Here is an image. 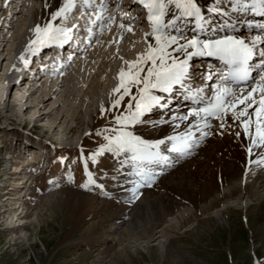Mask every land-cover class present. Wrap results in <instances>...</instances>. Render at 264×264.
<instances>
[{
  "label": "rangeland",
  "instance_id": "374dc122",
  "mask_svg": "<svg viewBox=\"0 0 264 264\" xmlns=\"http://www.w3.org/2000/svg\"><path fill=\"white\" fill-rule=\"evenodd\" d=\"M24 10L28 14L27 5ZM241 32L242 36L253 34ZM9 34H0V264H264V188H214L219 178L234 183V168L243 164L238 157L228 156L231 129L223 134L209 131L207 136L196 132L199 145L194 153L192 149L185 155L169 153L171 164L166 169L143 166L160 176L151 184L157 188L131 191L121 185L135 176L129 173L130 165L123 169L132 153L106 149V137H115L120 127L115 117L126 111L130 97L113 108L119 94L104 106H94L91 99L84 101L81 96L69 115L55 125L57 98L43 106L39 94L27 100L28 73L11 89L12 79L8 82L7 75L17 48L7 42ZM200 61H190L185 85L205 82L202 76L196 79L198 72L212 73L204 63L198 65ZM132 93L138 95L136 86ZM189 102L183 100V107ZM174 103H166L167 112L157 106L155 114L142 120L169 115ZM183 107L180 112L187 110ZM165 126L138 129L150 137ZM212 143L225 144L217 156H210ZM101 148L106 150L101 153ZM161 170L165 173L160 175ZM146 194L159 202L142 203ZM101 204L117 207L102 211ZM186 209L192 212L180 228L167 222L147 242L145 231L149 235L160 217L169 216V221L173 212ZM117 214L129 217L120 241L108 231Z\"/></svg>",
  "mask_w": 264,
  "mask_h": 264
},
{
  "label": "bare ground",
  "instance_id": "6f19581e",
  "mask_svg": "<svg viewBox=\"0 0 264 264\" xmlns=\"http://www.w3.org/2000/svg\"><path fill=\"white\" fill-rule=\"evenodd\" d=\"M126 1L127 0H107L108 9L107 12L103 13V15L105 17H107L109 14L115 15V22H111L105 19V21L103 22L100 21L96 28H93V30L89 31V29H91L89 26H93L92 21H97L96 17L100 14V12L95 8L89 9L82 7L79 3V0H77V7L69 13V18L67 21L52 19L53 14L62 6L64 0H0V20L6 21L5 24H0V34L2 32H7V34L8 32H10L7 42H14L17 48L15 50L17 56L14 61V65L8 72L7 81L10 82L14 74L24 71V69L27 67L24 63V60H26L28 62L27 64H29L31 63V59L35 62L36 58V62L37 64H39V67L33 73H28L32 76L28 75L29 77L26 80L28 84L27 89H29V92H27V100H31L33 99V96L39 94L40 97H42V101L40 102V104H38L46 105L51 99H53V97L57 98V101H54L56 108L53 109V111H55V114L53 115L55 116L53 118V122L55 125L57 124L59 118H63L65 115H69L70 110L78 102L81 96H83L84 101L91 99L94 106H104L109 100L114 98L113 96L118 94H114L113 89L116 88L121 82L119 73L122 69L126 73V75L123 77L124 82L126 84L129 82L128 65L125 63V61H137L139 56L145 52L149 43H152L153 47H156L154 39L150 36L146 37L145 35L146 33H149L151 31V25L147 21V10L142 12L145 18L144 24L141 25V27L133 26V24L128 22L127 15L131 17L134 13V10L139 9V6L135 3L129 2L128 4H126ZM245 2L249 5L253 4V0H245ZM95 3L99 4L100 0H95ZM25 5L28 6V14H26L24 10ZM198 6L202 9L203 15L210 20L213 31L210 33L200 32L199 29L196 28L195 21L192 20L191 22H186L185 31L187 35H192V32L188 31V29H192L200 36L201 39H220L226 36H234L240 39H244L246 42H248L256 37H260L261 42H258L256 44L255 51L257 53L264 51V24L262 26L260 25L262 31L253 29V34L244 35L245 38L235 34V31L239 32V30H243V27L240 25L239 20H242L246 17L249 20V17H251L250 22L254 21L253 23H255V20L257 18L250 15L248 13V9L246 11H235L233 0H198ZM124 7H126L125 9L128 11V13H124ZM217 7H219L220 9V14H217L215 11H213V9ZM248 8L253 11L254 8L261 7L259 3H256L254 7L250 6ZM114 9L115 11H113ZM89 17L91 19H89ZM134 22L137 21L134 20ZM48 23H52L54 27L59 26L65 28H71L73 25H76L77 27L75 31L77 32L78 36L81 35L83 39L86 36L88 37L89 33L93 34L91 36L92 42L90 45L84 46L79 54H77L78 57L76 61H72L69 65H66V62L62 56H57L51 59L50 65V61L48 60V58L43 59V56L47 54L46 51H51L46 46L48 45V43L43 45L31 44V41L36 38V35L32 30L37 25L43 27ZM102 23L107 26L102 27ZM121 24L125 25V28H122L120 26ZM126 27H131L132 31H126ZM17 28L19 30H17ZM85 29H88V32L84 31ZM71 33H73V30H71L69 34ZM214 35L216 37H214ZM30 48L31 50H29ZM169 51H171V49H169ZM124 52L126 54H124ZM48 55H50V53ZM21 56L24 57V60L20 59ZM257 56L258 59H254L253 61H251V63L256 64L262 59V57H260L258 54ZM194 58L197 57H193V59ZM201 64L202 63H199L198 65L201 66ZM146 70L147 65H145V71ZM209 70H211L212 72L213 70H216V73L218 74L219 68L213 66ZM134 71L135 70H133V72ZM39 72L42 73L43 76ZM142 74L143 72L140 73V76ZM199 74L201 73H197V76H199V78H196L198 80H200V76L203 77L206 75ZM202 77L201 79H203ZM219 83L220 81L216 78V74H214L212 80H205V82L203 83L188 82L187 85H185V88L191 89L192 92H195L198 89H203L202 95L205 97H210L211 95H213L214 90ZM18 84L19 83L17 82H12L11 89L18 86ZM197 84L201 85L197 86ZM229 86L231 87V85ZM121 91H123V89H121ZM153 94L160 96L162 99H165L166 103H171L174 100L175 103L172 107L173 109H171L172 111H170V114L167 116H163V114H161L160 116L152 115L149 116L148 119H146L143 123L130 125L133 128L135 127L133 130L131 129L130 132L149 143H156L161 139L167 141V138L169 136L186 134L190 132L191 135L193 134V136L190 137L189 142L194 145L191 148V153H194L195 151H197L196 146L199 145V141L195 137L196 132L202 133L198 136H203V133L205 132L209 133V131H213L223 134V132L227 133V131L231 129L233 131V137L229 139L226 144L227 147H230V149H228L230 152L228 153V156L238 157L241 161H243V164L240 167L236 166L234 168V175L237 178L235 182L233 181L235 184L231 183L230 181H225V179L223 178H219V181H215L216 183L214 182V184L217 186H214V188H264V149L253 148L251 153L247 151L248 147H251L250 140L245 135L243 127H239L233 123L231 114L226 116L224 119L225 127H219L221 121L213 117H208V122L210 123L211 127H205L204 122L201 121L199 117L190 116V112L193 108H198L202 105H198L190 99V104H187V106L183 107V100L189 98L185 96V91L184 89H181L180 86H174V90L171 93H164L157 89L153 90ZM156 107L157 106H154L153 109L145 115L155 114L154 109ZM182 107L187 108V110L184 112H180L179 110ZM240 107L243 106L241 105ZM176 110H178L179 112H175ZM61 111L63 113L62 117H60ZM159 111L167 112L164 110V107H160ZM49 115L50 117H52L51 113ZM145 115L143 117H145ZM184 115H189V120H174V117ZM88 117V121H92L91 117ZM160 124H164L166 126L162 129L160 128L157 134H151L150 137L145 136V134L143 135L141 132H139L138 129L139 127H142L145 130L150 131V129H153ZM176 125H178V127ZM237 132L240 133L239 136L236 135ZM213 143L212 146L214 147L210 152V156H213V153H215L214 156H217L218 152H220L219 148L224 147L225 144L221 145L220 147ZM204 145H202L201 148ZM171 146V141H168L165 145H161V155L169 156V153L171 152L165 151V149L171 148ZM224 149H226V147ZM128 160L130 159L128 158ZM128 160H126L124 166L122 165L124 167L123 169H126V167L130 165L129 173H132L135 176L133 177V180L130 178L129 180H125L126 183L122 184L121 186H126L124 188H128L131 191L142 190L138 188H157V185L153 186L151 184L154 183L160 176L154 175V172L150 173L152 177L150 182L142 180L140 176L136 175V172L138 170L137 162L133 161L132 159L131 162H129ZM169 164L171 163L160 161L159 163H152L148 165H154L160 169H166ZM144 168L145 167H143V169ZM158 173H160L161 175L164 174L165 171L161 170ZM159 182L157 183L158 185ZM165 187H167V185ZM206 188H208V186ZM153 197L154 196L152 195L146 194L142 199V201H144L141 202L148 205L159 202L156 200V198ZM160 204H163V202ZM104 206L105 204L102 205V211H104L105 208H110L113 210L115 207H117L116 205L108 207ZM95 211L97 214H101V211H98L97 209H95ZM190 212H192V210L190 209H186L183 211L179 210L177 213L173 212V214L170 215L173 217L169 221L167 220L169 216L160 217L157 223H154L149 235L147 234L148 232H143L145 234V239L147 240V242H149L155 235L160 233V230L158 229L164 227V224L167 222L170 223V225H175L176 228H180L185 216ZM113 217L114 218L111 221V227L110 229H108V231L110 232V237L118 241L119 239L121 240L120 235L123 234L129 226V217L125 214H117ZM166 235L167 233L165 234V236Z\"/></svg>",
  "mask_w": 264,
  "mask_h": 264
},
{
  "label": "snow or ice",
  "instance_id": "6c2138e0",
  "mask_svg": "<svg viewBox=\"0 0 264 264\" xmlns=\"http://www.w3.org/2000/svg\"><path fill=\"white\" fill-rule=\"evenodd\" d=\"M79 3L84 8L98 9L100 14L97 15L96 20L103 22L107 19L115 22V15L109 14L107 17L103 15L108 9L107 0H100L99 4H96L95 0H79ZM134 3L147 10V21L151 25V31L145 35L154 39L156 47L149 43L137 61H125L129 74L127 84L123 80L125 71L122 69L119 73L121 82L113 89V93L119 95L112 107H119L125 96L130 97V102L126 106V111L115 117L120 127L115 130L118 133L115 137H106L109 140L106 149L113 152L132 153L131 159L137 162L138 166L136 175L148 182L152 177L149 172L143 170L142 166L160 161L166 163L169 159L168 156L161 155V145L171 141V148H166L165 151L179 155L189 154L194 146L188 139L191 136L190 132L169 136L167 141L161 139L156 143H149L126 130L130 125L143 123L142 117L154 106H166V102L161 104L162 98L154 95L153 90L171 93L177 85L184 89L185 96L194 103L205 105L193 108L190 116L199 117L205 127H211L208 117H213L221 121L219 127L223 128L225 117L231 114L233 123L243 127L245 135L250 140L251 147H248L247 151L251 153L253 148L264 149V51L259 53L255 51L256 44L261 42L260 37L248 42L234 36L201 39L192 29H188L192 35H187L186 22L192 20L195 21L196 28L200 32L213 31L210 20L203 15L202 9L198 6V0H134ZM256 3L264 9V0H253L252 5L247 4L245 0H233L235 11H246L248 7H254ZM76 7L77 0H64L52 19L67 21L69 13ZM213 11L220 14L219 7ZM92 23L95 24L96 21ZM101 26L107 25L102 23ZM120 26L125 28L123 24ZM71 30V28L54 27L52 23L43 27L37 25L32 30L36 38L31 41V44L62 42L61 37L67 39ZM126 31L131 32L132 28L126 27ZM257 54L262 59L256 64L251 63ZM193 57H217L227 69V71L220 69L218 74L216 70H213L212 73L202 77L212 80L213 75L216 74V78L220 81L210 97L202 95L203 89L192 92L191 89L185 88V82L190 78L189 68L192 66L189 62ZM20 59L24 60V57L21 56ZM24 63L27 65L28 62L24 60ZM145 65H147V71H145ZM142 72L143 77L140 76ZM249 82H251L250 85ZM229 84L232 86L230 87ZM241 85L249 86L241 87ZM132 86H136L138 95H133ZM241 105L243 107H240ZM174 120L187 121L189 115L176 116ZM203 135L207 136L209 133L205 132ZM236 135L239 136L240 133L237 132ZM106 149L101 148L100 152Z\"/></svg>",
  "mask_w": 264,
  "mask_h": 264
}]
</instances>
